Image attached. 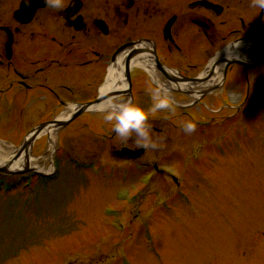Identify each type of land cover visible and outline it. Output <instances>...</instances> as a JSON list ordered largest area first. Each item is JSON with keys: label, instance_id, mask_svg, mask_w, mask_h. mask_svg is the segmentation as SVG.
Instances as JSON below:
<instances>
[{"label": "rangeland", "instance_id": "rangeland-1", "mask_svg": "<svg viewBox=\"0 0 264 264\" xmlns=\"http://www.w3.org/2000/svg\"><path fill=\"white\" fill-rule=\"evenodd\" d=\"M263 77L253 81V90L261 89ZM245 95L229 91L226 99L242 100L241 109H261L219 115L158 110L147 121L158 147L133 161L115 157L113 148L138 147L135 135L118 136L104 112L82 115L56 132L54 146L47 135L39 138L32 165L61 176L46 183L34 174L33 189L0 193V264H264V93L253 104L251 93ZM141 98L139 93L137 104L152 106L149 91ZM19 118L22 135L31 126L30 115ZM188 121L196 123L192 132L184 130ZM2 128L0 135L10 137ZM1 139L7 138H0L5 167L17 145L16 138ZM69 155L95 160L98 167L75 168ZM150 160L178 173L179 184L167 172L136 171L134 161ZM23 162L22 155L11 170L23 169ZM22 174L0 171L9 180Z\"/></svg>", "mask_w": 264, "mask_h": 264}, {"label": "flooded vegetation", "instance_id": "flooded-vegetation-1", "mask_svg": "<svg viewBox=\"0 0 264 264\" xmlns=\"http://www.w3.org/2000/svg\"><path fill=\"white\" fill-rule=\"evenodd\" d=\"M19 1L0 0V76L13 78L8 91L0 88V97L8 93L12 112L23 108L25 101V112L50 114L67 107L68 100L95 98L97 81L102 83L113 54L121 46H127L125 54L135 47L156 51L166 65L174 66V58L168 57L194 40L196 19L206 22L204 37L210 46H217L226 42L227 36L215 28L218 16L242 18L257 7L253 0H209L220 10L199 4L201 0H62V7L47 4L23 22L15 14ZM172 15L176 16L172 27L175 41L165 39L163 46L158 42L163 35L162 17ZM240 31L242 28L235 27L229 33L235 38L246 35ZM163 49L169 52L167 57ZM184 66L183 74H195L190 72L189 63ZM131 76L136 95L137 83L149 75L133 69Z\"/></svg>", "mask_w": 264, "mask_h": 264}, {"label": "clouds", "instance_id": "clouds-1", "mask_svg": "<svg viewBox=\"0 0 264 264\" xmlns=\"http://www.w3.org/2000/svg\"><path fill=\"white\" fill-rule=\"evenodd\" d=\"M52 7H62V0H47ZM253 5L264 9V0H253ZM153 100L151 107L145 109L143 106L134 102L132 98L121 102L116 107L100 109L103 111L104 120L112 124L113 131L125 140L135 135V142L138 147H143L146 151L149 148H157V143L152 139L150 126L147 121L150 115H155L160 109H169L172 107L171 97L167 94L166 88L161 84L155 87L149 86ZM186 132H192L196 129V123L188 121L184 125Z\"/></svg>", "mask_w": 264, "mask_h": 264}, {"label": "bare ground", "instance_id": "bare-ground-1", "mask_svg": "<svg viewBox=\"0 0 264 264\" xmlns=\"http://www.w3.org/2000/svg\"><path fill=\"white\" fill-rule=\"evenodd\" d=\"M137 63H142V61H138ZM121 68H122V65H121ZM114 71L116 72V73H118V71H119V66H116L115 68H114ZM117 76H118V74H116ZM126 85V83H125V80L122 78V83H118L117 84V77L114 79H112V80H110L109 82H108V84L106 85V87H116V88H121V87H123V86H125ZM104 104H106V105H109V106H111L112 104L109 102V101H107V102H105ZM52 133V132H51ZM0 158H2L1 157V155H0ZM0 160H3V159H0Z\"/></svg>", "mask_w": 264, "mask_h": 264}, {"label": "water", "instance_id": "water-1", "mask_svg": "<svg viewBox=\"0 0 264 264\" xmlns=\"http://www.w3.org/2000/svg\"><path fill=\"white\" fill-rule=\"evenodd\" d=\"M40 129V127H38V129L37 130H39ZM32 137L29 139V140H27L25 143L27 144V143H29V142H31L32 141ZM140 152H138V153H135V155H137V154H139ZM27 154H28V152H27Z\"/></svg>", "mask_w": 264, "mask_h": 264}]
</instances>
